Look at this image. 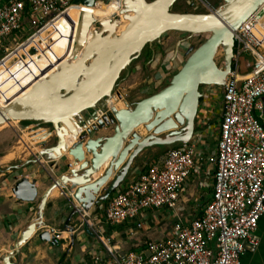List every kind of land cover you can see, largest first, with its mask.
<instances>
[{
	"label": "water",
	"instance_id": "95a60500",
	"mask_svg": "<svg viewBox=\"0 0 264 264\" xmlns=\"http://www.w3.org/2000/svg\"><path fill=\"white\" fill-rule=\"evenodd\" d=\"M177 1L126 0L124 17L129 24L125 30L119 35L114 32V27L120 24L119 17L112 21L109 30L105 29L109 24L102 22L100 30L93 33L88 44L87 37L95 20L90 13L83 12L73 56L54 74L37 82L25 96L7 108H0V127L30 122L51 126L55 133L56 144L41 150L27 165L61 157L62 151H67V143L73 141L71 135L78 139L72 144L74 154L73 164L67 165L69 174L54 180L43 194L37 221L21 233L4 256L3 264H13L12 259L22 245L43 226L46 205L54 190L59 189L72 206L64 229L72 235L74 245L76 227L72 225L73 220L109 200L144 150L156 146L187 145L193 139L202 98L200 87L225 86L233 69L235 33L264 0H225L222 6L210 9L208 14L175 13L173 6ZM75 3L90 7L95 0H76ZM169 32L191 36L208 34L209 38L189 56L167 87L137 102L134 108L127 104V110L107 112L112 108L113 93L122 73L147 46L152 47L155 42L160 44L162 36ZM181 44L179 41L176 45L175 57ZM83 48L81 59L71 71L73 57ZM220 49L224 53L223 68L215 61ZM90 61L93 63L89 64ZM118 98L126 102L122 95L119 94ZM91 122L96 124L90 125ZM110 125L115 126L112 136L84 144L88 135ZM142 126L148 136L143 137L138 132ZM85 154L91 155V159L79 165L86 159ZM106 165L103 176L94 181L93 177ZM116 171L115 178L109 182ZM105 185L104 194L97 197ZM15 194L25 201L35 200V182L22 180L16 186ZM40 238L59 243L51 232H43Z\"/></svg>",
	"mask_w": 264,
	"mask_h": 264
},
{
	"label": "built area",
	"instance_id": "2783aa9c",
	"mask_svg": "<svg viewBox=\"0 0 264 264\" xmlns=\"http://www.w3.org/2000/svg\"><path fill=\"white\" fill-rule=\"evenodd\" d=\"M75 2L0 0V50L8 52L6 45H19L16 37L35 34ZM101 3L104 0H95L90 7L77 6L82 14L84 8L93 11ZM254 17L250 26L244 24L235 33L233 69L222 88L215 184L202 218L176 223L166 241L149 242L139 252L122 253L108 247L106 253L80 264H241L244 255L257 250L258 223L264 218V12L261 18ZM101 24L95 20L89 34L99 31ZM244 56L252 60L245 76L239 73ZM197 118L203 124L209 121L207 106L198 109ZM199 144L192 139L170 149L162 163L119 187L104 208L109 226L131 222L140 230L145 214L178 209L193 170L205 160Z\"/></svg>",
	"mask_w": 264,
	"mask_h": 264
},
{
	"label": "crops",
	"instance_id": "0c3cea01",
	"mask_svg": "<svg viewBox=\"0 0 264 264\" xmlns=\"http://www.w3.org/2000/svg\"><path fill=\"white\" fill-rule=\"evenodd\" d=\"M4 1L6 2L8 0ZM50 23L40 30L39 39L42 38L48 40L49 37L44 33ZM35 34L31 35L21 43L13 53L0 60V72H5V74L8 72L6 78H14L17 74H21V72L25 74V72H27L26 67L31 63H34L33 67L37 68L43 62L42 58H38L37 60V57H33L39 53V48L36 46L37 41L34 40ZM163 45L164 43L161 42L160 44L157 43L155 48H153V46L148 48V51L151 53L150 60L157 58V47L160 48ZM32 48H36L35 53H31L30 50ZM20 51H23V53L20 54ZM149 52L147 53L149 54ZM13 57H16L17 60L25 57L21 63V67L14 62ZM28 59L29 62L27 63L26 60ZM174 59L175 54L172 56L171 61L174 62ZM10 62H14V66L8 64ZM55 64L54 61L51 63V66H54ZM15 67L18 69L15 70ZM251 68V58L249 56L242 57L239 64V73L245 76L251 71ZM167 69V67L161 66L156 73L155 78L159 80V82L160 80L162 81L163 77H166L168 73ZM123 89L126 90L124 86ZM221 108L220 114L222 115L223 100ZM212 111L213 107H208L209 121L204 124L203 120L196 118V130L193 140L199 141L201 153L206 156L204 161L196 165L190 180L184 187L178 203V209L171 210L165 208L154 213L149 212L145 214L142 219L144 227L140 230H135V225L131 222H127L120 226H109L104 214V208L109 201L107 200L93 208L90 213L78 216L73 220L72 225L76 227V232L74 234L76 236V241L75 244L72 245V235L64 229L65 222L72 211V206L66 196L58 189L60 195L55 196L52 194L48 199L43 226L22 245L19 253L16 254L14 259H12V263L60 264L62 262L63 264H80L92 259L94 256L106 253L108 247L122 253L139 252L143 250L149 242L166 241L176 223H188L201 219L206 207L212 200L215 184L214 175L217 167L215 160L217 158L221 116L220 121L218 119L219 133L215 137V134L212 131L214 121ZM95 123L91 122L89 124L92 125ZM108 130L109 126L107 128L99 129L97 132H93L91 135L87 136L84 144H87L90 140L111 136V134H108ZM12 132L21 140L26 136L29 138L38 136V132H43V134H41V140L38 139L35 143H27L24 139L27 147L25 145L24 150L21 152H12L14 149L13 146H8L0 152V264H3L4 256L10 252L11 247L19 239L21 233L30 224L37 221L38 208L41 198L46 190L52 185L54 180H57L63 175L69 174L70 169L67 165L73 164L71 160L72 155L74 154V151H71L72 144L74 143V140L75 142L78 141L77 138H74L71 135L73 141L67 143V148L65 149L67 151H62L61 157L56 158V156H54L51 159H43L38 164L27 165L30 160L35 159V156H37L41 150L52 147L56 144L55 133L51 128L35 123L24 129L14 128ZM138 132L143 137L149 135L144 126H142ZM4 135L7 136L9 134L6 133L0 135V138ZM214 140H216V145L213 148L214 145L211 142ZM182 146L183 145H175L174 148ZM170 149L172 148L156 146L144 150L134 160L129 174L127 175L126 180L121 184L120 188L125 187L136 180L139 174L144 171L142 169L145 168V166V169H149L155 164L162 163ZM85 155L86 159L80 161L78 163L79 165L91 159V155ZM122 166L123 165H121L120 168ZM106 168L107 166L97 174V179L103 176ZM115 176L112 177L109 182H111ZM24 179H27L29 182H35L37 197L33 201L19 199L15 194L16 186ZM106 186L107 185L101 189L100 194L97 197L104 194L103 192L105 191ZM43 232H51L52 236L58 235L59 243L55 244L53 242L42 240L40 235ZM257 235L260 238L259 247L254 252H248L244 255L241 259V264H264V218H261L258 223Z\"/></svg>",
	"mask_w": 264,
	"mask_h": 264
},
{
	"label": "rangeland",
	"instance_id": "374dc122",
	"mask_svg": "<svg viewBox=\"0 0 264 264\" xmlns=\"http://www.w3.org/2000/svg\"><path fill=\"white\" fill-rule=\"evenodd\" d=\"M123 0H104V3H101L98 8H95V10L92 11L93 19L99 21V16L104 13V19L113 21V18L119 17L120 19L123 17L125 4H121ZM152 1V0H148ZM225 0H178L177 3L173 6V12L175 13H190V14H208L210 13V9L215 10L218 7L222 6L224 4ZM120 3V7L117 8L115 5ZM115 4V5H114ZM114 8V9H113ZM132 12V11H131ZM130 12V13H131ZM80 14H81V8H76L74 11V14L69 17L68 19L64 20L61 19L57 23H53L52 25L48 26L44 34H46L49 38L46 39H39L37 41V47L39 48V53L37 55L33 56L34 58H42L44 61H55V65L60 64L64 61H66L67 57L71 55V52L74 48L73 44L69 45L70 39L75 35L76 33V26L77 23L80 20ZM100 14V15H99ZM254 20V19H253ZM100 22H106L101 21ZM252 23V21L249 23ZM108 24V23H107ZM107 30L110 28V24L105 27ZM29 34L24 35V38L18 39L21 42H19V45L23 43L28 37ZM30 37V36H29ZM28 37V38H29ZM209 38L208 34H201V35H195L191 36L186 33H180V32H169L162 36L161 42L164 43L162 47H157V58L150 60V52L148 51V48H151L147 46L144 51L142 52V55L132 62L130 67L124 71L115 87L114 93H113V100H112V108L108 109L107 112L111 113L114 110L115 111H121L127 109V104L130 105L132 108H134L135 104L145 98H148L157 92L161 91L165 87H167L173 78L184 66L189 56L198 48L200 47L207 39ZM182 41L181 46L179 47V52L177 56L174 59V62L171 61L172 56H174V52H176V45L177 42ZM157 45V42L153 44V48H155ZM17 44H13L12 46L6 45L7 48H9V51L6 52L4 49L0 50V60L2 58H5L9 54L13 53L14 50L17 48ZM31 53H35V48H32ZM149 52V54L147 53ZM23 51H20V54H22ZM14 58V62L22 66L23 59L25 57H22L20 59ZM56 58H59L56 60ZM27 63L29 62V59L26 60ZM215 61L217 65L220 68L224 67V53L222 49L219 50L218 54L216 55ZM14 62H10L8 64H12L14 66ZM34 63H31L29 66H27L25 74L27 73H33V71H43L45 68L44 66L39 65V67L35 68L33 67ZM7 65V63H6ZM167 67V75L166 77H163L162 81L157 80L155 78L156 73L159 71L160 67ZM19 67V69H20ZM14 68V67H13ZM35 68V69H34ZM18 69L15 67V70ZM23 69V68H22ZM74 66L71 67V71H73ZM10 71V70H9ZM24 71V70H22ZM8 74V72H7ZM5 74V72H0V102L4 100H8L11 98H5L4 95V87L5 83L8 78H6L8 75ZM21 72V74H17L14 78L17 79L19 83L23 81L22 75H25ZM19 77V78H18ZM126 88V90L123 89ZM27 90L25 91V93ZM200 92L202 94V98L200 100L199 104V110L202 111V108L204 106L207 107H213V125H212V131L215 134L216 137L219 133V126L218 123L220 121L221 116V107H222V88L216 87V86H201ZM24 93V94H25ZM120 95H123V98L125 99L120 100ZM19 95L15 96L18 97ZM117 97V98H115ZM13 98V97H12ZM201 107V108H200ZM219 119V121H218ZM218 121V122H217ZM34 123L24 124V123H12V125L5 124L2 127H0V135L3 134H9L7 136H3L0 138V152L4 150V148L8 146H13L14 149L12 152H21L24 150L25 146L22 141L24 139L29 142H34L38 139L41 140V134L43 132H38V136H34L32 138L25 137L23 140H21L16 134L12 132V130L15 129H24L26 127H29V125H32ZM96 124V123H95ZM47 128H51V126H45ZM114 125L109 126L108 134H111V136L114 134ZM165 135V134H164ZM110 137V136H109ZM211 138V137H210ZM209 138V139H210ZM33 139V140H32ZM211 142V141H210ZM213 148L216 145V140L212 141ZM51 144V143H50ZM175 145L170 146V148H174ZM168 147V146H165ZM12 156V155H11ZM146 168V166H145ZM143 168L142 170H145ZM118 173L116 171L113 175ZM112 176V177H114ZM111 177V178H112ZM126 180V179H125ZM110 181V180H109Z\"/></svg>",
	"mask_w": 264,
	"mask_h": 264
},
{
	"label": "bare ground",
	"instance_id": "6f19581e",
	"mask_svg": "<svg viewBox=\"0 0 264 264\" xmlns=\"http://www.w3.org/2000/svg\"><path fill=\"white\" fill-rule=\"evenodd\" d=\"M123 3H126V0H123L122 2H121V4H123ZM116 7L117 8H119L120 7V3H118L117 5H116ZM77 8V5H72L70 8H68L66 11H64L60 16H58L55 20H53L51 23H50V25L51 24H53V23H57L59 20H61V19H64V20H66V19H68L69 17H71L73 14H74V11H75V9ZM82 10V9H81ZM84 12H87V13H90L91 14V16H92V11H91V9H89V8H84V10H83ZM263 12H264V3L262 4V6L256 11V13L254 14V16L256 17V18H261V15L263 14ZM81 15L82 14H80V20H79V23L77 24V30H76V34H75V36H74V38L71 40V44H73L74 45V48H73V50H72V52H71V55L70 56H68V58H67V60H69L70 58H71V56H73V52H74V50H75V45H76V40H77V34H78V31H79V25H80V22H81ZM125 15V14H124ZM124 15H123V17H122V19H120V24H119V26H116V27H114V32L117 34V35H119L121 32H123L124 30H125V28L127 27V25L129 24V21L128 20H126L125 19V17H124ZM130 15L131 16H133L134 15V12L132 11L131 13H130ZM254 17V18H255ZM253 20V18L251 19H249L246 23H245V25L246 26H249V23L251 22ZM105 23H108V24H111L112 23V21H110V20H108V21H106ZM49 25V26H50ZM106 29V28H105ZM110 29V28H109ZM108 29V30H109ZM91 31H89V33H90ZM39 36H40V30L38 31V32H36V34H35V36H34V40L35 41H38L39 40ZM93 39V35H91V34H88V37H87V44L89 43V42H91V40ZM19 46V45H18ZM17 46V47H18ZM84 48H86L85 46H84ZM81 49L74 57H73V61H72V64H71V67L72 66H75L76 65V63H77V61L78 60H80L81 59V56H82V54H83V52H84V50L85 49ZM59 58H56V60H58ZM66 60V61H67ZM66 61H64V62H62V63H60V64H57V65H54V66H51V63L53 62V61H50V60H48V61H44V62H42L41 63V66H44L45 68L43 69V72H33V73H27V74H25V75H22V79H23V81L21 82V83H19L18 81H17V79H15V78H11V79H9V80H7L6 82H4L5 83V87H4V91H5V93H4V95H5V98L7 99V98H11V99H8V100H4V101H2V102H0V108H7L8 106H10L11 104H12V102H14L15 100H17V99H19V98H22L23 96H25L28 92H30L31 90H32V88H33V86L37 83V82H39L40 80H42V79H44V78H47L48 76H51L52 74H54L57 70H58V68L62 65V64H64ZM93 63V61H90L89 62V64H92ZM42 71V70H41ZM19 78V77H18ZM27 90V92L25 93V91ZM25 93V94H24ZM17 95H19L18 97H15V96H17ZM13 97V98H12ZM125 110H127V109H125ZM122 111V110H121ZM16 123H18V122H16ZM33 140V139H32ZM23 142V144H24V146L26 145V147H27V144H26V141L24 140V141H22ZM31 143V142H30ZM8 161V160H7ZM108 164H109V162H108ZM107 164V165H108ZM106 165V166H107ZM122 165V164H121ZM120 165V166H121ZM105 166V167H106ZM105 167H103V169L105 168ZM97 176V175H96ZM96 176H94L93 177V180L95 181V180H98L97 178H96ZM52 194H54L55 196H59L60 195V191H58V189L57 190H54L53 191V193Z\"/></svg>",
	"mask_w": 264,
	"mask_h": 264
},
{
	"label": "flooded vegetation",
	"instance_id": "af4514ba",
	"mask_svg": "<svg viewBox=\"0 0 264 264\" xmlns=\"http://www.w3.org/2000/svg\"><path fill=\"white\" fill-rule=\"evenodd\" d=\"M119 2H121V1H119ZM114 5H115V4H114ZM115 6H116V5H115ZM77 7H78V6H77ZM78 8H79V7H78ZM113 9H114V8H113ZM105 13H107V12H104V13H102L101 15L99 14V15H100V16H99V21H100V20H101V21H108V20H105V19H104V15H105ZM92 16H93V14H92ZM121 19H122V18H121ZM78 23H79V22H78ZM78 23H77V24H78ZM76 30H77V26H76ZM75 34H76V33H75ZM74 36H75V35H74ZM74 36L70 39V43H69L70 45H71V40L74 38ZM73 46H74V45H73ZM67 58H68V57H67ZM66 60H67V59H66Z\"/></svg>",
	"mask_w": 264,
	"mask_h": 264
},
{
	"label": "trees",
	"instance_id": "16d2710c",
	"mask_svg": "<svg viewBox=\"0 0 264 264\" xmlns=\"http://www.w3.org/2000/svg\"><path fill=\"white\" fill-rule=\"evenodd\" d=\"M24 124H29L30 122H23Z\"/></svg>",
	"mask_w": 264,
	"mask_h": 264
}]
</instances>
